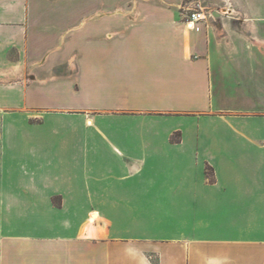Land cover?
<instances>
[{
    "label": "crops",
    "instance_id": "obj_1",
    "mask_svg": "<svg viewBox=\"0 0 264 264\" xmlns=\"http://www.w3.org/2000/svg\"><path fill=\"white\" fill-rule=\"evenodd\" d=\"M181 1L9 2L10 39L55 23L77 64L0 80V264H264V0L195 30Z\"/></svg>",
    "mask_w": 264,
    "mask_h": 264
},
{
    "label": "rangeland",
    "instance_id": "obj_2",
    "mask_svg": "<svg viewBox=\"0 0 264 264\" xmlns=\"http://www.w3.org/2000/svg\"><path fill=\"white\" fill-rule=\"evenodd\" d=\"M7 4L6 5V2ZM14 0H0V16L6 10L10 9L9 2ZM36 4H40L41 7L36 8L37 13L39 15H47L49 19H53L55 15H57V9L52 7L55 0H32ZM98 1V0H97ZM115 1V0H110ZM193 0H182L178 6H174L172 9L175 14L179 16L181 22L186 20L187 16V8L189 7V3ZM44 2H47V7H44ZM125 6H109L107 7H99L93 8V15H101L104 14L105 11H108L109 16H125L126 22L128 26H131L133 23H136L137 17L132 18V16L136 14L147 15L149 12H152L158 8L152 7H135L133 6L135 0H124ZM203 5L206 7L208 16L211 14H227L226 10L227 1L226 0H203ZM107 9V10H106ZM217 10V12H216ZM56 11V12H55ZM36 13V14H37ZM76 14H79L76 13ZM53 16V17H52ZM11 21V20H10ZM11 23V22H10ZM9 24L8 22L0 21V80H3L5 74L7 72H11V68H19L18 70H22L25 72H29V74L33 75L36 73L37 69H43L44 65H50V68L54 69L55 73H68V68H74L73 66L77 64V56L74 53L67 55L66 60L60 61V48L62 46L68 45L67 43L73 41L70 38L62 37L58 38L56 35H59L57 31H60L59 27L54 26L57 25L55 23H33V28L39 26L48 25L49 30H41V32H32L31 36L25 39H20L13 36L10 39V34L6 33V29H4V25ZM68 25L75 26L79 25L76 22L68 23ZM57 28V30H55ZM136 28V27H135ZM45 29V28H43ZM132 32V29H131ZM97 35V34H96ZM99 36V35H98ZM82 41H84L82 39ZM12 44L16 45V47L12 46ZM154 44V42H153ZM132 41L126 40L124 43L116 46L119 47H130L133 46ZM22 46V49L20 48ZM70 46V45H68ZM107 43L102 41V39H94L93 41L88 43V47H92L95 50H99L101 48L107 47ZM147 46V45H146ZM96 57V56H93ZM60 64H64L61 65ZM91 64L98 65V61L95 58L92 59ZM49 68V67H47ZM44 72V71H42ZM2 78V79H1ZM5 80H3L4 82Z\"/></svg>",
    "mask_w": 264,
    "mask_h": 264
},
{
    "label": "built area",
    "instance_id": "obj_3",
    "mask_svg": "<svg viewBox=\"0 0 264 264\" xmlns=\"http://www.w3.org/2000/svg\"><path fill=\"white\" fill-rule=\"evenodd\" d=\"M208 19V12L203 5V0H193L189 3L187 8L186 24H193L194 29L196 26Z\"/></svg>",
    "mask_w": 264,
    "mask_h": 264
},
{
    "label": "bare ground",
    "instance_id": "obj_4",
    "mask_svg": "<svg viewBox=\"0 0 264 264\" xmlns=\"http://www.w3.org/2000/svg\"><path fill=\"white\" fill-rule=\"evenodd\" d=\"M192 25L193 24H188L187 26H189V28L192 29ZM96 220H98V215L97 214L93 215L92 222H95Z\"/></svg>",
    "mask_w": 264,
    "mask_h": 264
}]
</instances>
